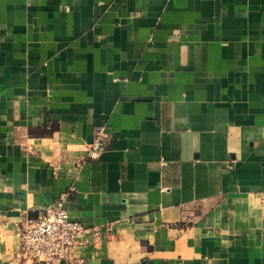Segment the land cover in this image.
I'll use <instances>...</instances> for the list:
<instances>
[{"label": "crops", "instance_id": "crops-1", "mask_svg": "<svg viewBox=\"0 0 264 264\" xmlns=\"http://www.w3.org/2000/svg\"><path fill=\"white\" fill-rule=\"evenodd\" d=\"M62 196L82 264H264V0H0V264Z\"/></svg>", "mask_w": 264, "mask_h": 264}, {"label": "built area", "instance_id": "built-area-1", "mask_svg": "<svg viewBox=\"0 0 264 264\" xmlns=\"http://www.w3.org/2000/svg\"><path fill=\"white\" fill-rule=\"evenodd\" d=\"M105 131L104 124L96 127L93 155H98L106 148ZM110 230L108 226L106 234ZM102 237L101 226H87L71 217L62 196L39 211L37 217L23 216L16 259L19 264H82L84 259L72 257L73 249L88 244L96 245Z\"/></svg>", "mask_w": 264, "mask_h": 264}]
</instances>
